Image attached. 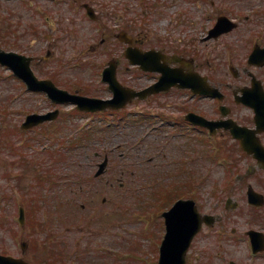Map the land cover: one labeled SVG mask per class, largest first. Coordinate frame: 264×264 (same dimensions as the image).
<instances>
[{
    "label": "rangeland",
    "instance_id": "rangeland-1",
    "mask_svg": "<svg viewBox=\"0 0 264 264\" xmlns=\"http://www.w3.org/2000/svg\"><path fill=\"white\" fill-rule=\"evenodd\" d=\"M76 1L75 6L72 0H0V31H12L10 37L20 39L16 43L2 41L3 48L34 56L35 74L52 78L70 93L110 96L103 89L100 68L111 59L124 60L125 45L116 38L120 31L130 38L139 36L145 48L180 52L188 46L195 50L205 46L204 56L214 54L212 42L199 43L204 33L199 29L194 33L199 27L195 23L201 18L200 11L205 10L203 6L198 11L195 2ZM84 3L93 7L94 19L84 9L77 8ZM236 4L239 15L238 10L242 9L239 2ZM193 38L195 41L188 45ZM47 51L51 56L44 64ZM131 85L135 87L138 83ZM47 105L43 96L27 93L18 86V81L7 77V71L0 69V253L34 264H156L164 234L161 213L170 206L168 201L160 202V193L167 186L178 188L187 178L184 173L178 177L176 170L164 169L168 162L180 156L170 151H175L179 144L168 147L166 142L154 140L155 137L145 134L144 126L136 124L143 121L132 116L126 120L134 123L109 131L104 130L105 125H89L90 117L76 116L41 131L20 133L25 115ZM60 110L67 112L70 106ZM87 131L91 136L78 142ZM118 144L119 151H108L110 156L115 154L107 172L112 186L92 179L96 171L94 163L98 161L93 153H102L107 146L111 150ZM191 146L194 152L184 153L186 157L193 154L201 160L190 164V168L199 175L204 173V183L194 194L198 204L204 207L201 211L214 215L228 213L224 227L229 231L234 229L237 236L235 241H218L213 236L205 238L210 232L202 231L192 244L188 264H228L230 260L238 264H264V255L252 257L248 240L243 236L247 229H260V224L264 225L261 220L264 210L254 209L246 202L245 184L250 179L242 178L241 186L236 184L234 191L223 192L229 162L214 163L202 147L197 151L195 145ZM157 148H167L165 161L164 156L159 157L156 166H147L143 155L146 159L155 157ZM50 150H59L65 159L56 162L59 155ZM231 153L237 156L239 151ZM242 161L240 173L245 174L248 161ZM128 165H132L130 170L119 178L118 169ZM47 168L54 172V180L44 184ZM261 180L254 179L253 185L264 194ZM227 195L238 203L231 212L224 209ZM218 198L223 203L215 208L211 204ZM19 207L25 211L23 225L18 223Z\"/></svg>",
    "mask_w": 264,
    "mask_h": 264
},
{
    "label": "flooded vegetation",
    "instance_id": "flooded-vegetation-1",
    "mask_svg": "<svg viewBox=\"0 0 264 264\" xmlns=\"http://www.w3.org/2000/svg\"><path fill=\"white\" fill-rule=\"evenodd\" d=\"M237 1L247 10L241 18L236 16ZM241 1L243 3H240ZM253 1L258 3H252ZM197 7L200 8L201 5L198 4ZM210 7L211 14H207L215 19L209 27L200 21L202 31L206 29L209 32L216 18L222 16L234 20L238 25L231 31L215 37L216 45L212 56L200 59L186 58L187 55L182 53L181 56L192 63L190 70L179 63L167 62L171 58L165 60L159 58L158 61L151 62L155 67H183L189 70V78L195 79L196 83L193 86L197 87L198 91V94H193L190 88H180L175 84L167 92L162 91L149 96L150 98L146 100L149 103L154 131L156 134L165 131L164 138L170 136L184 143L189 141V129L203 137L210 130L205 126L190 123L188 119L192 113L211 122L213 131L211 136L217 137L219 143L238 145V141L232 138L230 132V127L237 125L248 130L251 138L255 137L256 143L261 145L264 153V0H212ZM13 38L9 32L0 31V43ZM129 68L125 67L124 63L117 65V72L121 75L123 85L138 83L135 87L141 89L156 83L161 77V73L155 72L149 79L142 81L140 74ZM132 68L139 72L138 67ZM125 74L130 76L125 79ZM208 92L211 94H207ZM204 102L206 104H203ZM255 103L258 104L257 108L254 106ZM43 109L50 111V108ZM245 156L247 160L256 163L253 154ZM255 167H250V182L253 183L254 179L260 178L263 183L264 169L259 168L257 164ZM261 189H264V183ZM214 205L220 203L216 202Z\"/></svg>",
    "mask_w": 264,
    "mask_h": 264
},
{
    "label": "water",
    "instance_id": "water-1",
    "mask_svg": "<svg viewBox=\"0 0 264 264\" xmlns=\"http://www.w3.org/2000/svg\"><path fill=\"white\" fill-rule=\"evenodd\" d=\"M81 99L84 101H96L82 97ZM81 99L77 98L76 100L82 103ZM164 216L166 219L167 233L161 246V255L158 264H184L185 252L193 236L199 229L201 219L190 205H182V202H178L172 210L164 213ZM204 221L211 224L213 219L211 217H205ZM254 241L256 245L259 243L256 234L254 235ZM0 260L3 264H26L9 257L0 256Z\"/></svg>",
    "mask_w": 264,
    "mask_h": 264
}]
</instances>
